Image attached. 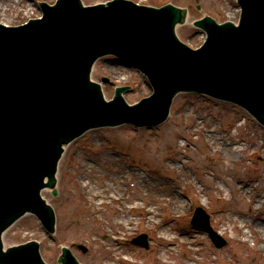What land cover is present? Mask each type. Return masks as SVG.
<instances>
[{
    "label": "water",
    "instance_id": "water-1",
    "mask_svg": "<svg viewBox=\"0 0 264 264\" xmlns=\"http://www.w3.org/2000/svg\"><path fill=\"white\" fill-rule=\"evenodd\" d=\"M47 4H40L41 19L18 27L0 24V264H45L36 242L3 251L1 234L26 212L54 232L53 211L40 192L55 185L62 145L85 131L122 123L158 125L178 92L232 102L264 125V0H238V26L218 25L209 17L195 22L207 33L199 50L175 36L186 12L172 5ZM105 55L143 72L153 95L148 97L151 86L139 71L112 56L99 59L91 72L101 93L89 76ZM119 86L130 88H117L105 102ZM124 91L129 105L148 98L128 106ZM192 224L206 231L217 249L227 244L201 208ZM133 243L147 247L145 236ZM62 252L59 262L79 264L68 249Z\"/></svg>",
    "mask_w": 264,
    "mask_h": 264
},
{
    "label": "rangeland",
    "instance_id": "rangeland-1",
    "mask_svg": "<svg viewBox=\"0 0 264 264\" xmlns=\"http://www.w3.org/2000/svg\"><path fill=\"white\" fill-rule=\"evenodd\" d=\"M5 1L0 0V6ZM15 1L14 5L17 1L27 3L30 11L13 16L14 5L7 11L0 7L1 24L18 26L41 15L40 0ZM55 1L42 0L50 4ZM107 1L110 0H81L85 6ZM131 1L154 7L173 4L186 9L187 19L177 26L176 34L191 48L199 47L205 39L193 21L209 15L217 23L237 22L240 13L236 0ZM197 4L200 9L195 8ZM204 130L212 131L206 139L200 135ZM225 145L239 148L236 162L227 161L223 152ZM85 163L92 172L93 189L98 184H113V179H117L120 191L130 193L134 184L118 179L122 170L129 169L146 177L149 186L139 190L141 200L157 196L151 206L159 210L155 221L161 223L163 219L171 226L172 230L162 233L163 237L177 239L173 243L159 239L161 224L145 227L143 209L131 211L128 214L131 225L117 224L118 234L112 233L111 223L122 220L114 204L98 205L94 201L91 205L87 196L78 190L79 181H85L78 177V167ZM56 180V196L50 189L42 192L54 211V234H48L35 216L26 214L4 232L5 248L35 240L46 264H60L57 259L62 247L68 248L81 264H184L186 261L189 264H264V250L258 251L260 244L243 240L237 230V217L229 212L239 204L233 188L241 185L246 192L243 201H251L253 211L250 215L245 208L243 213L246 231L253 222L264 224V127L239 107L201 95L179 94L173 100L169 117L159 126L93 129L65 146ZM167 187L173 188L183 202L177 216L171 217L163 206L168 197ZM141 200L136 203H143ZM196 207L209 215L211 227L228 242L227 246L215 249L207 233L191 225ZM184 233L194 243H181L186 239ZM143 234L148 249L132 244L134 238ZM114 236L118 239L114 240Z\"/></svg>",
    "mask_w": 264,
    "mask_h": 264
},
{
    "label": "bare ground",
    "instance_id": "bare-ground-1",
    "mask_svg": "<svg viewBox=\"0 0 264 264\" xmlns=\"http://www.w3.org/2000/svg\"><path fill=\"white\" fill-rule=\"evenodd\" d=\"M14 2L16 1L6 0L3 3L4 5L2 4V6L0 7H2V9L7 11L9 9V6L14 5ZM13 9H14L12 12L13 16H17L20 12L28 13L30 11L28 4L27 3L21 4L20 1H17V4L13 6ZM203 127H206V125H204ZM209 132L212 131L204 130L203 132H201L202 134L200 135L204 139H206L208 137L207 133ZM224 151L228 162H236L237 160L236 156L239 153V148L237 147L234 148L233 146L230 147L225 145V149L223 150V152ZM126 172H128L129 175H127ZM91 174L92 172L90 171V168L86 163L78 167V177L82 180H85L83 182L79 181L78 190L87 196L89 204L91 205L94 203V201H97L98 205H102L107 202H109L112 205L114 204V206L117 209V215H119L122 218V220L121 222L117 221L111 223L112 228L115 230L113 232L112 229V233H114L115 235L118 234L116 230L117 224L121 223L125 227L131 225L132 220L128 216V214H130L131 211H133L134 209H143L144 214L142 215V218L144 219L145 227L150 228L152 226L161 224V227L159 229L161 233L158 234L159 239H162L163 241L169 243H173L175 239H177L175 236L163 237L162 233H169L168 231L172 230L171 226H169L167 222H163L164 221L163 219L161 220V223H159V221L158 222L155 221V218L159 217V210L157 209L154 210L151 208V206L154 204V201H156L157 196H154L155 197L154 199L152 198L148 200V197H146L145 199H143V201L141 200V195L139 193V190L141 188L143 189L144 187L149 186L146 177L140 176L139 174L129 169L122 170L118 175L119 176L118 179H120L121 182L123 183L130 181L129 183L134 184V188L132 189V191H130V193H127L120 191V189L117 187L118 185L117 179H113L114 181L113 184H111V182L108 185L105 184L103 186H99L98 184L97 189H93L94 183ZM124 177L127 179L124 180ZM128 177L131 178L128 179ZM167 189H168V197L166 198V203L163 204V206L169 210L171 217L177 216L179 215V212H181V209L183 208V202L179 197L176 196V193L173 188L167 187ZM233 190L236 198H238L239 200V204L236 208L230 209L229 212L237 217L235 221L237 222L236 224H237L238 232L241 233L243 240L245 241L251 240L253 242H258L260 244V248L258 249V251L264 250V224L263 223L257 224L258 222H253L250 224V229L246 231L247 226H246V221L243 217V213L245 212V208H247L248 209L247 212L250 215L253 214V211L251 209L252 208L251 201H245V202L243 201L245 200L244 197L246 196V192L243 186L240 185L238 189L234 187ZM137 200H141L143 203L137 204L136 203ZM232 230L235 231V227H232ZM184 235L186 239L183 240L181 243L183 244H187L189 242L194 243L193 240L192 241L189 240L190 236L188 233H184ZM113 239L117 240L118 236H114ZM119 259L120 258H118V260ZM184 264H189V263L186 261L184 262Z\"/></svg>",
    "mask_w": 264,
    "mask_h": 264
}]
</instances>
